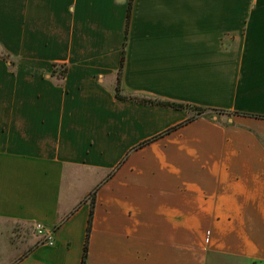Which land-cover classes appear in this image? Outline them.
<instances>
[{
	"label": "crops",
	"instance_id": "1",
	"mask_svg": "<svg viewBox=\"0 0 264 264\" xmlns=\"http://www.w3.org/2000/svg\"><path fill=\"white\" fill-rule=\"evenodd\" d=\"M129 4L0 0V220L55 239L12 264H82L94 191L88 264H264V0H133L123 93L200 116L116 98Z\"/></svg>",
	"mask_w": 264,
	"mask_h": 264
},
{
	"label": "trees",
	"instance_id": "2",
	"mask_svg": "<svg viewBox=\"0 0 264 264\" xmlns=\"http://www.w3.org/2000/svg\"><path fill=\"white\" fill-rule=\"evenodd\" d=\"M132 5H133V0H130V4H129V8H128L127 29H126L125 42H124V47H123V55H122V59H121L120 69L118 71V76H117V86H116V90H115L116 98L121 99V100L133 101V102H137V103L145 104V105L162 107V108H171V109H175V110L193 111L194 113H196V116L206 115L209 112H211L212 109H208V108H201V107H195V106H191V105H187V104L175 103V102H170V101H163V100H159V99L152 98V97H146V96L126 95L123 93L122 73H123V68H124V63H125V53H126V48H127L126 46H127L128 34H129V24H130V20H131V16H132ZM0 58L5 59V60H9V56L3 52H0ZM55 67H57V66H55ZM65 73H66V71H64L63 74H65ZM194 118H195V116L189 118L185 123L168 130L164 134H167L171 131L178 129L179 127L183 126L184 124H187V123L193 121ZM158 138H160V136L154 137V138L142 143L139 147H144L147 144L153 142L154 140H156ZM88 200L90 202V214H89L88 225H87V229H86V238H85L83 255H82V264H88L89 242H90V236L92 233V224H93L95 201H96V191H94L90 195ZM62 222L63 221H59L58 227L61 225ZM39 244H44V243L39 242L35 245V247ZM32 250H33V248L30 250V252Z\"/></svg>",
	"mask_w": 264,
	"mask_h": 264
},
{
	"label": "rangeland",
	"instance_id": "3",
	"mask_svg": "<svg viewBox=\"0 0 264 264\" xmlns=\"http://www.w3.org/2000/svg\"><path fill=\"white\" fill-rule=\"evenodd\" d=\"M92 183H82L79 191L84 194ZM42 238L36 231L20 223L0 220V264H12L22 258Z\"/></svg>",
	"mask_w": 264,
	"mask_h": 264
},
{
	"label": "built area",
	"instance_id": "4",
	"mask_svg": "<svg viewBox=\"0 0 264 264\" xmlns=\"http://www.w3.org/2000/svg\"><path fill=\"white\" fill-rule=\"evenodd\" d=\"M34 229L38 236L42 238V243L53 246L55 243L54 231L49 230L42 223H36Z\"/></svg>",
	"mask_w": 264,
	"mask_h": 264
}]
</instances>
